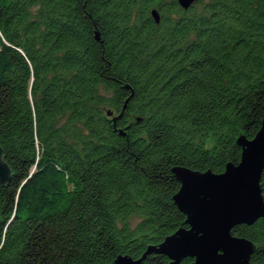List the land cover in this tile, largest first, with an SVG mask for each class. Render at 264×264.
<instances>
[{
    "label": "trees",
    "instance_id": "16d2710c",
    "mask_svg": "<svg viewBox=\"0 0 264 264\" xmlns=\"http://www.w3.org/2000/svg\"><path fill=\"white\" fill-rule=\"evenodd\" d=\"M263 125L264 0H0V264L140 258L188 227L173 168L224 172ZM232 232L264 264V217Z\"/></svg>",
    "mask_w": 264,
    "mask_h": 264
},
{
    "label": "water",
    "instance_id": "95a60500",
    "mask_svg": "<svg viewBox=\"0 0 264 264\" xmlns=\"http://www.w3.org/2000/svg\"><path fill=\"white\" fill-rule=\"evenodd\" d=\"M187 9L197 0H178ZM153 17L160 21L158 9L152 10ZM97 38H100L97 33ZM130 98L126 99L123 111ZM112 112H109L111 114ZM116 116V118L120 117ZM123 132V130L121 131ZM238 142L243 148L239 163L230 162L224 172L216 173L194 170L185 166H175L173 172L181 182L174 201L187 215L188 227H181L167 236L158 245H150L140 258L119 255L118 264H143L151 253L165 254L170 264H184L183 260L191 257L189 264H250L255 243L246 237L233 234L232 229L239 224H253L264 217V196L261 178L264 170V125L255 137L241 135ZM200 177V182L192 192L185 185V176ZM12 179V169L4 157L0 145V184H7ZM213 238L225 244L214 250L205 243L206 238Z\"/></svg>",
    "mask_w": 264,
    "mask_h": 264
},
{
    "label": "snow or ice",
    "instance_id": "6c2138e0",
    "mask_svg": "<svg viewBox=\"0 0 264 264\" xmlns=\"http://www.w3.org/2000/svg\"><path fill=\"white\" fill-rule=\"evenodd\" d=\"M185 180V185L186 187L189 189L190 192L194 191L197 187V185L199 184L200 182V177H197V176H194V175H189V176H185L183 178ZM205 243L209 244L210 246H213L214 250L220 248V247H224L225 248V251L227 252L228 249L227 247L225 246L224 243L216 240V239H213V238H206L204 240Z\"/></svg>",
    "mask_w": 264,
    "mask_h": 264
},
{
    "label": "rangeland",
    "instance_id": "374dc122",
    "mask_svg": "<svg viewBox=\"0 0 264 264\" xmlns=\"http://www.w3.org/2000/svg\"><path fill=\"white\" fill-rule=\"evenodd\" d=\"M138 220H139L138 217H134V218H133L134 223H136Z\"/></svg>",
    "mask_w": 264,
    "mask_h": 264
}]
</instances>
